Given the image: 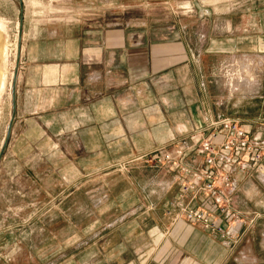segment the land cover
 <instances>
[{
    "label": "crops",
    "instance_id": "0c3cea01",
    "mask_svg": "<svg viewBox=\"0 0 264 264\" xmlns=\"http://www.w3.org/2000/svg\"><path fill=\"white\" fill-rule=\"evenodd\" d=\"M173 2L179 10L166 6ZM74 3L65 20L24 19L16 118L1 164H31L23 175L35 185L33 196L71 195L78 181L104 178L108 169L120 173L134 217L106 226L134 229L110 247L127 250L133 256L128 264L136 258L142 264L243 260L242 218L228 223L219 215L231 235L188 221L177 204L183 175L128 162L179 141L191 144L198 130L223 116L239 119L248 131L264 130V0ZM226 61L258 63L262 73L227 87L220 76ZM183 162L198 167L203 158L193 152ZM234 175L237 207L243 212L250 199L263 205L264 177L239 168ZM190 197L184 204L209 205L204 194ZM31 211L34 224L39 204L32 202ZM14 258L0 254V260Z\"/></svg>",
    "mask_w": 264,
    "mask_h": 264
},
{
    "label": "rangeland",
    "instance_id": "374dc122",
    "mask_svg": "<svg viewBox=\"0 0 264 264\" xmlns=\"http://www.w3.org/2000/svg\"><path fill=\"white\" fill-rule=\"evenodd\" d=\"M72 1V2H71ZM76 0H23L24 19L65 20ZM78 1V0H77ZM91 6V4H89ZM170 10H179L177 3H167ZM190 7V6H189ZM20 0H0V150L7 134L13 112L12 75L18 62L22 44ZM226 61L220 67V76L230 87L229 64L243 79L254 80L262 70L258 63ZM240 76V75H239ZM235 77V76H233ZM264 133L263 128L252 130ZM0 162V254L14 259L0 260V264H128L133 256L127 250L113 252L110 247L122 237L133 234L134 229L107 227L113 220L121 225L134 217L124 195L129 189L121 174L104 171L73 184V193L64 196L56 191L54 196L42 193L33 196L35 185L23 175L31 164ZM37 166V165H36ZM46 172L47 165L37 167ZM254 174L264 177L257 169ZM60 187L59 181L52 183ZM47 183L45 187H47ZM25 191L20 195L17 190ZM264 192V190H263ZM126 201V202H124ZM39 204V213L31 224V203ZM16 207L7 211V206ZM264 205V203H263ZM262 199L243 203V212L237 207L244 221L243 260L232 264H264V206ZM8 235L9 237H5ZM138 242V240H136ZM239 247V241L235 251ZM234 253V252H233ZM232 253V254H233ZM134 264H142L136 258Z\"/></svg>",
    "mask_w": 264,
    "mask_h": 264
},
{
    "label": "built area",
    "instance_id": "2783aa9c",
    "mask_svg": "<svg viewBox=\"0 0 264 264\" xmlns=\"http://www.w3.org/2000/svg\"><path fill=\"white\" fill-rule=\"evenodd\" d=\"M235 66L229 64L228 74L242 77L240 70L239 73L235 71ZM196 134L197 138L191 144L179 141L173 146L134 156L128 163L142 162L179 172L184 178L177 204L183 209L185 218L201 223L207 230L231 235L229 229L219 225V215L228 223L240 219L235 203L237 183L234 173L236 168L242 171L257 169L264 175V133L248 131L239 119L223 116L210 120ZM193 152L203 158L198 167L183 162ZM188 194L191 200L200 194L206 195L209 205L195 208L190 203L184 204L183 199Z\"/></svg>",
    "mask_w": 264,
    "mask_h": 264
},
{
    "label": "water",
    "instance_id": "95a60500",
    "mask_svg": "<svg viewBox=\"0 0 264 264\" xmlns=\"http://www.w3.org/2000/svg\"><path fill=\"white\" fill-rule=\"evenodd\" d=\"M21 3V20H20V26H21V35H22V31H23V26H24V5H23V0H20ZM20 52H21V48L19 49V59L18 62L14 68V77H13V84H12V99H13V112L11 115V119L9 122V126L7 129V134L6 137L4 139V142L2 144L1 150H0V162L4 157L5 151L7 149V146L9 144L10 141V137H11V133H12V127H13V123L15 121L16 118V112H15V99H16V86H17V78H18V73H19V60H20Z\"/></svg>",
    "mask_w": 264,
    "mask_h": 264
},
{
    "label": "bare ground",
    "instance_id": "6f19581e",
    "mask_svg": "<svg viewBox=\"0 0 264 264\" xmlns=\"http://www.w3.org/2000/svg\"><path fill=\"white\" fill-rule=\"evenodd\" d=\"M21 48V47H20ZM21 53V52H20ZM13 77H14V71H13V75H12V84H13ZM234 81H238V82H242L243 81V77L238 76V77H230V83L234 82ZM12 84H11V89H12ZM3 84L0 87V90L3 88ZM3 144V143H2Z\"/></svg>",
    "mask_w": 264,
    "mask_h": 264
}]
</instances>
